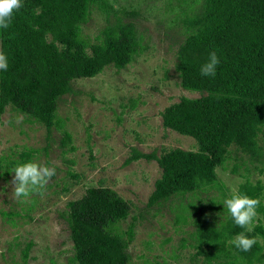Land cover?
<instances>
[{
  "label": "trees",
  "instance_id": "1",
  "mask_svg": "<svg viewBox=\"0 0 264 264\" xmlns=\"http://www.w3.org/2000/svg\"><path fill=\"white\" fill-rule=\"evenodd\" d=\"M22 4L9 28H0V51L8 59L7 70H0V120L10 107L49 130L55 124L58 100L74 93L72 81L93 78L107 67L120 71L144 50L135 25L121 19L103 30L96 43L81 36L93 7L106 12L105 0H22ZM193 4L199 7L182 13L187 34L176 52V69L180 87L199 97H181L160 116L164 129L192 138L197 149L174 148L160 156L133 150L125 162H157L162 174L147 207L179 197L173 209L175 222L182 224L194 211L192 203H183L187 195L196 199L198 191L209 188L225 199L215 171L228 158L230 147L252 164L264 163V0H193ZM212 51L220 59L216 75L202 76L200 68ZM64 141L69 142L70 136L66 134ZM237 192L261 201L264 187L245 178ZM209 200V208L216 205L215 198ZM130 209L107 187L87 188L80 199L68 202L61 217L72 243L70 263L130 264L128 248L135 224L121 229ZM225 210L228 214L218 226L205 217L194 221L196 230L190 237L197 251L192 262L202 257L203 264H264L262 202L257 209L261 217L251 232L236 225ZM241 232L257 238L250 251L232 243ZM31 246L25 247L24 260Z\"/></svg>",
  "mask_w": 264,
  "mask_h": 264
},
{
  "label": "rangeland",
  "instance_id": "2",
  "mask_svg": "<svg viewBox=\"0 0 264 264\" xmlns=\"http://www.w3.org/2000/svg\"><path fill=\"white\" fill-rule=\"evenodd\" d=\"M192 1L105 0L106 12L93 7L81 36L96 43L103 30L121 19L135 25L143 52L120 71L107 67L93 78L72 81L74 93L58 100L49 130L6 108L0 120V264H71L72 243L61 214L90 187L110 188L130 205L129 217L121 224L123 231L132 221L135 224L130 264H203L202 257L191 260L197 251L190 237L196 230L194 221L205 217L215 226L223 222L228 214L224 201L245 178L264 187V163L252 164L230 147L228 158L215 171L225 199L209 188L198 191L196 199L187 195L183 203H192L194 211L182 224L175 222L173 209L179 197L147 207L162 174L157 162L125 164L133 150L160 156L174 148L197 149L192 138L164 129L160 116L181 97H199L180 87L176 69V52L187 34L182 13L199 7ZM66 134L69 142L64 141ZM29 161L55 167L56 175L43 189L17 198L14 169ZM210 198L216 201L211 208ZM261 202L264 205V195Z\"/></svg>",
  "mask_w": 264,
  "mask_h": 264
},
{
  "label": "clouds",
  "instance_id": "3",
  "mask_svg": "<svg viewBox=\"0 0 264 264\" xmlns=\"http://www.w3.org/2000/svg\"><path fill=\"white\" fill-rule=\"evenodd\" d=\"M23 7L22 0H0V28L8 29L15 10ZM220 59L216 51L209 53L206 63L200 72L202 76L216 75L217 66ZM8 67L7 56L0 51V70L6 71ZM12 183L15 185L14 195L17 198H27L31 193L43 189L48 181L56 175L55 167H48L37 162H26L18 165L14 169ZM261 201L258 198H251L247 194H240L233 190L230 198L224 201L234 223L245 229L247 232L253 230L254 221L258 217L257 209ZM238 249L247 252L257 243L256 237H248L245 232L239 233L232 241Z\"/></svg>",
  "mask_w": 264,
  "mask_h": 264
}]
</instances>
